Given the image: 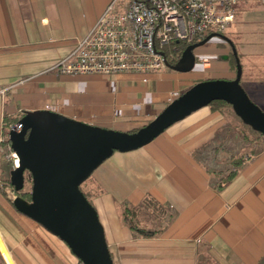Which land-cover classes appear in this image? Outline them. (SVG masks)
<instances>
[{
	"label": "crops",
	"instance_id": "1",
	"mask_svg": "<svg viewBox=\"0 0 264 264\" xmlns=\"http://www.w3.org/2000/svg\"><path fill=\"white\" fill-rule=\"evenodd\" d=\"M110 1L0 0V159L8 153V118L25 111L47 109L86 124L132 132L192 84L234 77L230 46L216 37L193 49L190 70L166 67L145 83L128 73L57 70L56 64ZM120 1L114 4L116 11L129 0ZM259 23H264L260 0H237L234 22L222 35L244 64L264 54V43L251 35L259 33ZM244 78L251 99L264 108V83ZM222 124L218 112L203 106L144 146L114 151L92 171L86 189L98 191L91 204L112 264H264V147L243 160L220 190L194 157V150ZM144 195L173 213L166 229L154 237L133 235L119 217L121 202L136 206ZM0 241L12 264L78 261L63 241L1 195ZM0 264H6L1 255Z\"/></svg>",
	"mask_w": 264,
	"mask_h": 264
},
{
	"label": "water",
	"instance_id": "2",
	"mask_svg": "<svg viewBox=\"0 0 264 264\" xmlns=\"http://www.w3.org/2000/svg\"><path fill=\"white\" fill-rule=\"evenodd\" d=\"M211 37L229 44L234 77L192 84L132 132L86 124L47 109L25 111L6 135L18 164L8 172L16 193L13 208L63 241L81 264H112L97 214L79 185L114 151L144 146L171 124L215 100L227 103L241 123L264 138V112L239 83L241 65L227 37L210 33L187 45L174 64L165 60V66L177 72L190 70L193 49ZM24 180L30 183L27 200L19 195Z\"/></svg>",
	"mask_w": 264,
	"mask_h": 264
},
{
	"label": "built area",
	"instance_id": "3",
	"mask_svg": "<svg viewBox=\"0 0 264 264\" xmlns=\"http://www.w3.org/2000/svg\"><path fill=\"white\" fill-rule=\"evenodd\" d=\"M237 0H129L116 11L111 0L86 34L56 69L65 74L136 75L143 83L166 69L178 42H197L210 33L224 34L235 19ZM264 8V0H260ZM170 47L163 52V47ZM174 98L176 95H173ZM9 125L8 130L14 128ZM10 169L17 157L7 146ZM233 173L237 167L231 169ZM0 255L12 264L0 241ZM77 264H81L77 261Z\"/></svg>",
	"mask_w": 264,
	"mask_h": 264
},
{
	"label": "trees",
	"instance_id": "4",
	"mask_svg": "<svg viewBox=\"0 0 264 264\" xmlns=\"http://www.w3.org/2000/svg\"><path fill=\"white\" fill-rule=\"evenodd\" d=\"M191 43L194 42L176 43L174 45L176 55L174 58H168L167 62L169 64H174L179 58L181 51ZM170 47H167V51L171 49ZM163 52L166 55L165 47H163ZM232 62L233 70L235 71L233 56ZM248 97L250 98V96ZM250 100L254 102L251 98ZM207 106H210L214 110H218L223 115H233L230 106L224 101L215 100ZM233 117L241 124L239 128L236 126L233 128L226 127L221 137L216 133L209 141L194 150L196 161L208 173L210 184L216 190L222 189L234 177L235 173H233L231 169L233 167H239L242 164L243 154L241 153V147L243 144L249 142L252 138L260 139L264 142V138L261 134L241 123L238 117L234 115ZM19 118H8L7 121H10L9 125H11V123H16ZM8 127L9 126L5 129L6 133ZM4 143L6 144L7 141L4 140ZM9 169L10 167L8 170L2 171L4 176L1 178V186L6 189L9 188L13 192L8 182ZM85 183L86 180L79 185V190L91 204L92 198L98 194V191L95 189H86ZM21 196L27 200L28 192L21 194ZM7 200L11 203L9 197H7ZM172 215L173 213L169 208L159 204L149 195H144L136 206L129 205L124 201L119 205V217L121 222L130 229L133 235L139 237H154L162 233L171 221Z\"/></svg>",
	"mask_w": 264,
	"mask_h": 264
},
{
	"label": "rangeland",
	"instance_id": "5",
	"mask_svg": "<svg viewBox=\"0 0 264 264\" xmlns=\"http://www.w3.org/2000/svg\"><path fill=\"white\" fill-rule=\"evenodd\" d=\"M121 1H124V0H121ZM251 27L254 29V26H251ZM257 27H258L257 31H259V33H254L251 35L253 36V38L258 36L259 40H261L260 42L264 43V23L263 24L259 23ZM167 49L168 48L165 47L166 51H167ZM237 58H238L240 65L243 64V66H242V77L239 80V83H240L241 87L243 88V90L248 95L249 91H248V88L245 86V83H247L245 81V78H244L245 76L253 77L254 79L250 80L251 82H253L254 80H261V83H264V54L260 55V56L252 57V59L251 58L246 59V60L250 61L249 65L243 63L244 61H242L243 60L242 57L237 56ZM262 89L264 90V86L262 87ZM248 96H250V95H248ZM257 106H259V108L264 112V108L261 104H259ZM208 108L210 110H212V108L210 106H208ZM215 111L218 112L220 114V116L223 118V124L214 132L213 136L216 133H218L219 136L221 137L223 135V131H224V129H226V127L233 128L236 126L239 128V126L241 125L238 122V120L233 117V115H234L233 112H232L233 115H230V114L223 115L218 110H215ZM222 139H224V138H222ZM262 147H264V142H262L260 139H253L252 138V140L243 144V146L241 147V153L243 154V156H242L243 160L248 158L252 153L259 151ZM9 167H10L9 161L1 158L0 159V186L2 183L1 178H2V176H4V173L2 171L8 170ZM1 189H3L2 186H1ZM1 189H0V195L3 196L6 200H7V197H9V199L11 200L16 195V193H14V191L12 192L9 188H7V189L5 188V191H3V192L1 191ZM29 189H30V183L27 180H24V184H23V188H22L21 192L27 193V192H29ZM7 202L11 205V203L8 200H7Z\"/></svg>",
	"mask_w": 264,
	"mask_h": 264
},
{
	"label": "flooded vegetation",
	"instance_id": "6",
	"mask_svg": "<svg viewBox=\"0 0 264 264\" xmlns=\"http://www.w3.org/2000/svg\"><path fill=\"white\" fill-rule=\"evenodd\" d=\"M23 192H20L19 194L21 195Z\"/></svg>",
	"mask_w": 264,
	"mask_h": 264
}]
</instances>
